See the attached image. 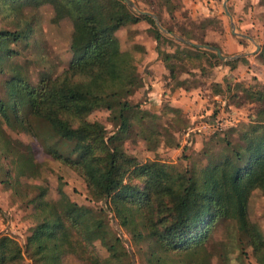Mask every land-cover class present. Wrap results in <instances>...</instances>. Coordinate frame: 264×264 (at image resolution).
<instances>
[{
    "label": "trees",
    "instance_id": "1",
    "mask_svg": "<svg viewBox=\"0 0 264 264\" xmlns=\"http://www.w3.org/2000/svg\"><path fill=\"white\" fill-rule=\"evenodd\" d=\"M17 1L0 0V16L10 18L13 26L0 28L2 182L12 186L11 137L6 129L23 131L39 138L54 160L79 175L90 198L101 196L110 211L123 216L127 227L137 229L134 243L144 264H211L209 241L221 224L226 226L228 256L237 252L240 256L248 246L256 262L264 264V233L250 217L251 196L264 194V84L234 83L232 96L254 105L253 119L226 131L218 148L217 143H207L198 160L187 167L158 160L139 162L125 148L133 130L138 127L156 145L161 132L143 126L150 115L138 103L105 105L106 97L129 96L143 85L117 36L122 27L140 21L153 28L156 56L172 90L198 87L197 74L207 76L208 68L224 64L233 69L240 62L248 63L246 57L222 60L215 51L188 43L221 50L216 42L203 39L217 17L193 20L191 27L169 23L157 0H140L165 33L146 14L118 15L101 0H61L66 18L79 23L77 45L71 47L73 56L60 73L45 63L33 78L28 63L17 61L21 51L15 45L27 44L35 21L33 16L22 20ZM164 4L175 11L182 3L164 0ZM256 57L264 64V46ZM104 107L110 109L111 133L100 121L85 116ZM27 204L32 206L35 222L23 246L9 235L0 236V264L22 260L23 252L34 264H63L67 254H75L85 264H122L105 218L95 208L79 205L61 189L57 200H47L38 192ZM97 242L106 256L98 252Z\"/></svg>",
    "mask_w": 264,
    "mask_h": 264
},
{
    "label": "rangeland",
    "instance_id": "2",
    "mask_svg": "<svg viewBox=\"0 0 264 264\" xmlns=\"http://www.w3.org/2000/svg\"><path fill=\"white\" fill-rule=\"evenodd\" d=\"M101 1L113 6L118 15L130 13L134 16L149 9L140 0H130L132 6L124 0ZM157 2L169 23H184L191 27L193 20L217 17V22L208 25L203 39L216 42L225 56L243 54L241 57L248 61L238 63L233 69L224 64L208 68L207 76L197 74L198 87L188 91L181 88L172 90L166 86L167 71L156 56L152 26L140 21L117 31L121 48L126 52L129 64L138 69L143 85L129 96L113 94L106 97L105 105L120 106L124 101L138 103L150 115H147L143 126L148 130L150 125L161 132L156 145L153 138L144 137L136 127L125 141L126 151L139 162L158 160L187 167L198 160L207 143L212 146L217 143L218 148L226 131L249 123L254 117V105L232 96V88L236 82L264 84V64L256 57L264 46V0H227L230 16L223 7L225 0H181V7L175 11L165 5L164 0ZM15 6L20 10L22 20L33 16L35 21V30L27 44L15 45L21 51L17 61L28 63V71L33 78L45 63L54 73H60L73 56L71 47L77 45L79 23L66 18L65 3L61 0H34L33 3L18 0ZM0 28L13 29L10 18L0 16ZM233 29L238 34L232 33ZM181 77L186 76L183 74ZM109 112L110 109L104 107L85 113V116L90 121H100L111 133L114 128L108 118ZM221 116L226 119L227 126L214 130L212 122ZM6 132L11 137L9 153L13 162H10L9 173L15 187L5 185L1 180L4 176L0 174V236L9 235L23 246L29 227L35 222L32 206L27 204V200L41 192L47 200L54 201L59 198L61 189L71 200L95 208L105 218V226L109 236L115 240V249L122 264H144L134 243L136 228L127 227L123 216L110 211L101 196L90 198L83 179L54 160L44 150L39 138L23 131L6 129ZM250 217L264 233V194L254 192L251 196ZM226 234V226L221 224L210 239L211 264H258L248 246L240 256L238 252L228 256ZM96 246L102 256L107 255L99 242ZM23 255L22 260L10 264H34L24 252ZM63 264L85 263L75 254H67Z\"/></svg>",
    "mask_w": 264,
    "mask_h": 264
},
{
    "label": "water",
    "instance_id": "3",
    "mask_svg": "<svg viewBox=\"0 0 264 264\" xmlns=\"http://www.w3.org/2000/svg\"><path fill=\"white\" fill-rule=\"evenodd\" d=\"M124 1H125L128 5L132 6V2H131L130 0H124ZM226 1H227V0H225V2L223 3V7H224V10H225V13H226L227 15L230 16V13H229V11H228V9H227ZM139 13H141V14H146V15L151 16V17L156 21V24H157L158 28H159L161 31L167 33V31H166V30L160 25V23L158 22L157 17H156L153 13L148 12V11H139ZM232 33H234V34H238V33H236V32L234 31V29L232 30ZM170 35H172V36H174V37H176V38H178V39H180V40H184L183 38H181V37H179V36H177V35H175V34H170ZM245 37L251 39V38L248 37V36H245ZM188 43H190V44H194V45H196V46H198V47H201V48H204V49H208V50L215 51V52L217 53V55H218L222 60H226V61H227V60H233V59H236V58H238V57L243 56V54L234 55V56H225V55H223V54L221 53V50H220L219 48H215V47H212V46H209V45L196 44V43L189 42V41H188Z\"/></svg>",
    "mask_w": 264,
    "mask_h": 264
},
{
    "label": "built area",
    "instance_id": "4",
    "mask_svg": "<svg viewBox=\"0 0 264 264\" xmlns=\"http://www.w3.org/2000/svg\"><path fill=\"white\" fill-rule=\"evenodd\" d=\"M227 126L226 119L224 117H216V119L213 120L211 127L214 130H220Z\"/></svg>",
    "mask_w": 264,
    "mask_h": 264
},
{
    "label": "crops",
    "instance_id": "5",
    "mask_svg": "<svg viewBox=\"0 0 264 264\" xmlns=\"http://www.w3.org/2000/svg\"><path fill=\"white\" fill-rule=\"evenodd\" d=\"M154 48H155V46H154Z\"/></svg>",
    "mask_w": 264,
    "mask_h": 264
}]
</instances>
